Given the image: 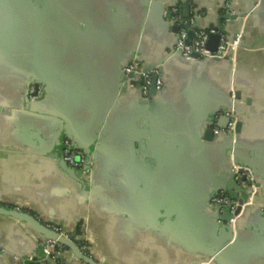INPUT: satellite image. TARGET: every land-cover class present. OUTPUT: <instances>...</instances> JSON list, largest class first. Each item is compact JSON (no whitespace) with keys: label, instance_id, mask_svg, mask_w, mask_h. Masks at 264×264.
Instances as JSON below:
<instances>
[{"label":"crops","instance_id":"0c3cea01","mask_svg":"<svg viewBox=\"0 0 264 264\" xmlns=\"http://www.w3.org/2000/svg\"><path fill=\"white\" fill-rule=\"evenodd\" d=\"M227 1L228 13L257 6L244 21L218 20ZM188 2L195 25L223 23L240 35L232 55H170L176 32L158 1L0 0V206L64 232L79 227L99 264H264L259 205L211 259L229 235L209 203L231 180V143L206 138L234 90L235 155L254 171L264 204V0ZM134 56L166 60L164 86L148 106L118 94ZM31 78L44 90L36 102L26 97ZM64 137L94 148L90 184L62 168ZM43 236L29 219L0 213V264H31Z\"/></svg>","mask_w":264,"mask_h":264},{"label":"built area","instance_id":"2783aa9c","mask_svg":"<svg viewBox=\"0 0 264 264\" xmlns=\"http://www.w3.org/2000/svg\"><path fill=\"white\" fill-rule=\"evenodd\" d=\"M170 8L171 18L169 19L170 26H178V32L176 33L174 43L171 47L170 53L179 54L186 59H194L192 54L195 52L200 59H223L232 55L239 46L240 35L235 37H229L227 35H221L217 48L212 51L207 47L209 39V30L205 28L197 27L193 31V41L191 44L186 43L189 29L194 26V20L192 17L184 18L182 15V9L179 3L167 2ZM225 11L231 10V4L229 1L223 5ZM147 65L142 63L134 57L133 61L125 64L122 67V73L125 76L129 74L132 77L126 78V87L131 93H136L139 97L147 99L149 97V91L152 85L153 77L155 76L156 91H160L164 86L163 73L156 66L153 69L146 70ZM44 90L42 85L31 78L27 85L26 97L29 101L34 102L42 98ZM232 101H234V92H232ZM235 105L232 104L224 113L228 117V122L224 128L213 127L214 135L222 137L223 135H229L232 137L233 142L236 138V124L238 121V115L235 110ZM60 158L65 161L67 167L72 169L78 179L83 184L91 183L92 163L89 160L93 157L91 152H87L82 147L78 146L76 142L70 137H64L60 143L59 150ZM231 171L233 180L241 188L240 193L242 196V203L238 199L231 197L227 191H218L211 199L209 205L211 207H217L220 214L224 213L226 207L229 208L228 217L225 224L230 228L232 234L233 243L236 237V225L239 217L246 211L247 208L259 205L262 211H264V204H257V195L259 192L258 182L250 167L242 165L237 162L231 155ZM5 207V206H3ZM14 211L26 212L19 207L10 208ZM36 218V217H35ZM40 221V220H39ZM41 222V221H40ZM221 222V220H220ZM47 229L58 233L66 239L73 241L78 250L87 256H91V248L83 238V230L81 229L79 235L76 236L73 233V238H70L72 233L62 231L61 227L52 222H41ZM41 254L38 257L30 259L31 264H85L77 259L64 245L59 243L56 239L48 236H43L38 242ZM71 259H75L76 262H71Z\"/></svg>","mask_w":264,"mask_h":264},{"label":"water","instance_id":"95a60500","mask_svg":"<svg viewBox=\"0 0 264 264\" xmlns=\"http://www.w3.org/2000/svg\"><path fill=\"white\" fill-rule=\"evenodd\" d=\"M150 0H145V3H148ZM153 1H158L160 2V4L163 6V8H165L166 6L168 7L167 5V2H172V3H178L181 2V9H182V15L184 18H190L192 17L191 13H190V4L188 2V0H153ZM224 5V4H223ZM257 6V3H254V5H252L245 13L243 14H234V13H228L229 11H225L223 6L221 7L223 11L227 12L226 14H222L221 16H217L216 18L218 20H221L223 21H226V20H229V19H235V18H239V20H243L247 18V16H249L251 13L255 12V8ZM229 18V19H227ZM199 27L198 25H194L192 26L189 31H188V37L186 39V43L187 44H191L192 41H193V31L195 28ZM173 30L177 33L178 32V29L179 27L178 26H172ZM211 33L209 34V39H208V42H207V47L214 51L216 48H217V45H218V42L220 40V37L221 35H227L230 37V35H228V31L226 30V27L225 25L222 23V24H218V25H215L214 23H210L208 25V28H207ZM176 36V35H175ZM236 35H234L235 37ZM240 41H239V45H240ZM171 51V49H170ZM172 55V53L170 54ZM192 56L194 57V59H198V54L197 53H193ZM135 57V56H134ZM133 57V58H134ZM229 57V56H228ZM226 57V58H228ZM226 58H223V59H226ZM138 59V58H137ZM205 60H209V59H205ZM211 60H222V59H211ZM133 61V60H132ZM140 61V60H139ZM131 62V61H130ZM130 62H126L125 64H128ZM166 62V60H162L160 61L159 63L157 64H150V65H147L146 67V70H149V69H153L155 68L156 66L158 67V69L163 73L164 71V66L163 64ZM124 66V65H123ZM129 77H132L131 74H129L128 76H125L123 73H122V69H121V84H120V89H119V93L118 94H123L124 96L126 97H132L133 99L139 101L141 104L143 105H146L148 106L151 102H153L156 97H157V94L158 92L156 91V87H155V76L153 77V81H152V85H151V88H150V91H149V97L147 99H143L141 97H139L138 95H136V93H131L127 87H126V78H129ZM234 92V101H232L231 99V103L229 104L228 107L226 108H222V110L225 112L232 104H234L235 106V110H236V113L238 115V112H237V108H236V104H235V99L238 97V93H236L234 90L232 91ZM231 98H232V95H231ZM36 102V101H34ZM228 122V117L225 115V116H222L220 118V120L216 123V126L217 127H220V128H224L226 126ZM240 122H239V119L237 121V124H236V129H235V132H236V135L239 133L240 131ZM214 134V130L213 128L211 127L209 130H207L206 132V138L210 139L212 138ZM223 137H228L230 139V143H231V149H230V153H229V159H230V163H231V155L233 154L235 160L237 162H239L240 164L244 165L243 162L239 161L237 158H236V155H235V152H236V148L238 146V140L237 138H235V142H233V139L231 136L229 135H223L221 138ZM217 138H220V137H217ZM220 138V139H221ZM81 147V146H80ZM83 148V147H82ZM85 149L87 152H91L92 156L95 152L94 148H91V147H88V148H83ZM90 155H89V160L92 161V159H90ZM61 159V165H62V168L66 170L67 173H69L70 175H72L73 177H75L76 179H78V177L76 176L75 172L72 170V169H69L67 167V164L65 163V161H63L62 158ZM252 170V169H251ZM253 174H254V171L252 170ZM231 180L226 184V186L224 187H220L218 191H220V189H223L225 191L228 192V194L233 197V198H236L238 199V201L240 203H242V196L243 194H241V197L238 196V192L241 191V188L235 183V181L233 180V175H232V171H231ZM255 176V174H254ZM256 178V176H255ZM79 180V179H78ZM257 180V179H256ZM258 182V181H257ZM259 185V183H258ZM216 192V193H217ZM215 193V194H216ZM255 206V205H254ZM253 207V206H251ZM251 207L247 208L246 211L248 209H250ZM260 208V207H259ZM210 209H215L217 212H219L218 208L217 207H211L210 206ZM261 209V208H260ZM228 211H229V208L226 207L224 209V214L223 215H219L217 216V222L220 223V220L221 221H226L227 220V217H228ZM245 211V212H246ZM244 212V213H245ZM0 213H5V214H8V215H13V216H18V217H21V218H26V219H29L30 221H32L36 226H38L43 232H44V236H48V237H51L53 239H56L59 243H61L62 245H64L65 247H67V249L77 258L79 259L80 261H82L83 263L85 264H99L97 263V261L94 259V257L91 255V256H87L85 255L84 253L80 252L76 246V244L69 240V239H66L64 238L63 236L59 235L58 233L56 232H53L49 229H47L37 218H35L34 216L32 215H29V214H26L25 212H22V211H14L10 208H7V207H3V206H0ZM244 213L241 215L243 216ZM240 216V217H241ZM239 217V218H240ZM238 222V221H237ZM223 225V224H222ZM226 230L228 231L229 235H228V239H227V242L225 243V245L223 247H221V249H218L216 251V253L211 257V259H214L216 256H218L222 251H224L225 249H227L228 247H230L231 245H233L237 239H238V236H237V233H238V230H236V237H235V240L233 243H230L231 240H232V234H231V230L230 228L225 224L224 225ZM236 229H237V225H236ZM70 238H73V233L70 235ZM210 259V260H211Z\"/></svg>","mask_w":264,"mask_h":264},{"label":"trees","instance_id":"16d2710c","mask_svg":"<svg viewBox=\"0 0 264 264\" xmlns=\"http://www.w3.org/2000/svg\"><path fill=\"white\" fill-rule=\"evenodd\" d=\"M178 3L180 5V7H181V5H182L181 2L178 1ZM26 214H27V212H26ZM79 232H80V229H79V227H77V231L74 232V235L78 236ZM65 248H67V247H65Z\"/></svg>","mask_w":264,"mask_h":264}]
</instances>
